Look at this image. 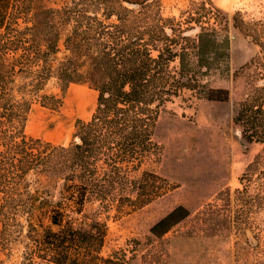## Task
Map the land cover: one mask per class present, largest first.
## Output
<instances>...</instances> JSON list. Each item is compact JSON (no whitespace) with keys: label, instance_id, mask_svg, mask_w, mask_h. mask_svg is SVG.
<instances>
[{"label":"trees","instance_id":"obj_1","mask_svg":"<svg viewBox=\"0 0 264 264\" xmlns=\"http://www.w3.org/2000/svg\"><path fill=\"white\" fill-rule=\"evenodd\" d=\"M48 1L0 0V264L8 236L22 235V218L27 228L15 264H126L139 255L142 264H168L166 235L180 223L196 218L210 235L226 224H239L250 204L245 184L236 189L241 204L234 205L230 189L195 213L177 204L150 226L145 239H130L126 247L106 254L108 224L97 210L87 211L95 201L101 210L116 202L119 213L134 211L177 186L148 169L139 177L131 171L149 155L161 156L162 147L153 138L160 108L182 89L209 100L229 99L228 88L210 86L202 78L229 71V23L191 14L183 27L161 14L159 0H62L57 7ZM232 19L260 47L241 68L251 70V89L234 120L247 141L264 143V17L245 20L237 11ZM192 22L198 27L194 36L187 34L196 29ZM59 24L69 26L64 39L68 53L54 69ZM176 59L178 67L171 65ZM19 74L30 78L19 87L22 97L12 86ZM52 76L62 93L73 82L98 91L91 118L77 120L68 145L25 134L31 106L25 94H38ZM41 98L50 108L63 102L62 95L44 93ZM263 162V154H257L241 183L264 180ZM59 183L63 200L55 201L52 189Z\"/></svg>","mask_w":264,"mask_h":264},{"label":"rangeland","instance_id":"obj_2","mask_svg":"<svg viewBox=\"0 0 264 264\" xmlns=\"http://www.w3.org/2000/svg\"><path fill=\"white\" fill-rule=\"evenodd\" d=\"M159 1L161 14L165 18H175L174 22L181 23L183 27L189 25L191 14L201 16L202 21L211 19L213 23L214 17L218 16V20L229 23V71L218 70L202 78L210 86L228 88L230 97L227 101L209 100L196 90L184 88L161 106L153 138L162 147V154L160 157L149 155L131 174L139 177L143 170L148 169L176 184L175 188L134 211L119 213L116 202L101 210L98 201L88 203L87 211L97 210L99 217L108 224L104 248L107 254L126 247L130 239H145L150 226L177 204H184L195 213L206 203L214 202L217 194L227 189L231 190L234 205L241 204L243 201L236 196V189L243 188L245 184L249 187L246 198L250 204L246 206L243 220L235 225L226 224L227 227L215 235L203 232L196 218L180 223L166 235L170 252L168 264H264V189H260L264 180L240 181V176L255 156L259 153L264 156V143L247 141L234 120L239 103L251 89V70L241 68L259 54L260 47L232 24V16L237 11L242 12L245 20L263 18L264 0ZM61 2L49 0L48 4L57 7ZM131 7L137 8L134 5ZM190 24L196 29L187 34L194 36L198 27L195 22ZM214 25L220 30L217 22ZM58 27L61 32L60 51L53 55L54 69L68 53L64 39L69 26L59 24ZM38 38L43 43L41 34ZM171 65L178 67V59ZM29 82L30 78L24 75L16 76L12 84L14 94L22 97L24 93L19 91V87ZM44 93L62 95L61 106L50 108L44 105L41 102ZM97 96L95 88L81 82L71 83L62 93L58 78L52 76L38 94H25L31 103L25 126L26 136L68 145L74 138L77 120L91 118ZM83 101L86 103L78 104ZM60 186L59 183L56 189H52L55 201L63 200ZM256 193L261 194L260 198L256 197ZM20 221L23 224L22 235L8 236L7 248L1 254L4 264H15L21 259L27 222L24 218ZM126 264H142L140 255Z\"/></svg>","mask_w":264,"mask_h":264},{"label":"bare ground","instance_id":"obj_3","mask_svg":"<svg viewBox=\"0 0 264 264\" xmlns=\"http://www.w3.org/2000/svg\"><path fill=\"white\" fill-rule=\"evenodd\" d=\"M87 98V97H86ZM89 99V98H88ZM82 100V99H81ZM84 100V99H83ZM87 101V100H86ZM86 101H83L82 103H78V104H83V103H86ZM90 105V104H89ZM83 112H85V111H83ZM88 112V111H87Z\"/></svg>","mask_w":264,"mask_h":264}]
</instances>
